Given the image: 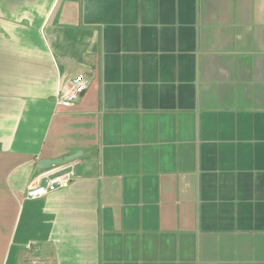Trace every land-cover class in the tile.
<instances>
[{
  "label": "crops",
  "instance_id": "0c3cea01",
  "mask_svg": "<svg viewBox=\"0 0 264 264\" xmlns=\"http://www.w3.org/2000/svg\"><path fill=\"white\" fill-rule=\"evenodd\" d=\"M33 260L264 264V0H0V264Z\"/></svg>",
  "mask_w": 264,
  "mask_h": 264
},
{
  "label": "built area",
  "instance_id": "2783aa9c",
  "mask_svg": "<svg viewBox=\"0 0 264 264\" xmlns=\"http://www.w3.org/2000/svg\"><path fill=\"white\" fill-rule=\"evenodd\" d=\"M89 77L83 73L77 74L72 81L65 85L57 99L56 104L63 107H69L79 96L86 90L89 85ZM74 177L72 165L62 167L57 170V174L49 178L45 184H40L35 187H28L26 190V198L35 199L46 195L48 192L54 191L57 188L68 186ZM28 264H43L40 260L29 261Z\"/></svg>",
  "mask_w": 264,
  "mask_h": 264
},
{
  "label": "water",
  "instance_id": "95a60500",
  "mask_svg": "<svg viewBox=\"0 0 264 264\" xmlns=\"http://www.w3.org/2000/svg\"><path fill=\"white\" fill-rule=\"evenodd\" d=\"M76 156H77V153H73V154H70L67 156L54 158V159H40L38 162V166L41 168H45V167L57 165V164H60L64 161L71 160V159L75 158Z\"/></svg>",
  "mask_w": 264,
  "mask_h": 264
}]
</instances>
